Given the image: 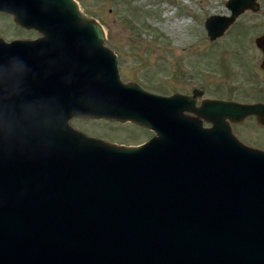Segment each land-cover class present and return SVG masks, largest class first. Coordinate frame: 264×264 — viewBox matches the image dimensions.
Segmentation results:
<instances>
[{
	"label": "water",
	"instance_id": "95a60500",
	"mask_svg": "<svg viewBox=\"0 0 264 264\" xmlns=\"http://www.w3.org/2000/svg\"><path fill=\"white\" fill-rule=\"evenodd\" d=\"M227 8L206 22L213 41L260 5ZM0 12L41 34L0 38V264H264V151L231 126L264 125V104L198 107V91L124 83L102 26L75 0H0ZM257 43L264 54V35ZM74 118L155 136L110 144Z\"/></svg>",
	"mask_w": 264,
	"mask_h": 264
},
{
	"label": "rangeland",
	"instance_id": "374dc122",
	"mask_svg": "<svg viewBox=\"0 0 264 264\" xmlns=\"http://www.w3.org/2000/svg\"><path fill=\"white\" fill-rule=\"evenodd\" d=\"M77 1L86 17L95 18L106 29V45L118 54L126 83L137 82L163 96L191 95L199 89L205 92L203 99L264 101V87L259 90L244 84L241 69L243 55L257 60L255 38L264 35V0H257L260 9L256 14L241 15L214 41L208 37L206 22L215 15L230 16L226 6L229 0ZM242 31L243 40L238 36ZM0 37L11 41L40 35L0 15ZM246 120L233 126V133L240 141L257 143L264 151V126ZM72 125L89 136L127 146L141 145L154 135L137 124L119 121L81 118L74 119Z\"/></svg>",
	"mask_w": 264,
	"mask_h": 264
},
{
	"label": "flooded vegetation",
	"instance_id": "af4514ba",
	"mask_svg": "<svg viewBox=\"0 0 264 264\" xmlns=\"http://www.w3.org/2000/svg\"><path fill=\"white\" fill-rule=\"evenodd\" d=\"M246 13L256 14V12H253L252 10H249V11L245 12L244 14H246ZM0 15H2V14H0ZM244 29L246 30V28H244ZM243 31L241 32L242 34L241 33L238 34V36L242 40H243V37L242 36L244 34ZM248 31H251V30H248ZM262 36L259 35L258 37L255 38V47L257 49V53H256L257 60H255V62H253L252 61L253 59L250 57V54H245V55H243L244 56V59H245V61H244L245 63H244V65L241 68L242 69V75L244 74V76H245V77L243 76L245 78V81L242 80L243 83L245 84V82H246V85L247 86H250L252 88L258 87L259 90H260V88L264 87V81H263V78H264V69H262V65H263V61H264V54L260 50V44L258 45V43H257L258 40L260 41V37H262ZM201 91H203V90H201ZM193 92H194V90H193ZM186 95H190V94H186ZM204 95H205V92H204ZM210 99L223 100V101H229V102L230 101H234L233 99H227V98H223V99L222 98H210ZM202 101L203 100L198 101V105H200ZM235 102H239V101H235ZM240 102L241 103H244V104H250V105L260 104V103H263L264 104V101L263 100L258 99V100H255V101H250V100H248V98L247 99H244V100H240ZM248 119H252L253 121H256V123L258 124V127H260V119H259L258 116H251ZM207 125L208 124L206 123V126ZM236 125H238V124H233V126H236ZM238 135H240V134H238ZM243 142L245 144H247L248 146H251V147H254V148H258V149L262 148L260 146H257L256 145L257 143H253L251 141H245L244 140ZM263 149H264V147H263Z\"/></svg>",
	"mask_w": 264,
	"mask_h": 264
},
{
	"label": "bare ground",
	"instance_id": "6f19581e",
	"mask_svg": "<svg viewBox=\"0 0 264 264\" xmlns=\"http://www.w3.org/2000/svg\"><path fill=\"white\" fill-rule=\"evenodd\" d=\"M104 29V32L107 34V31H106V29L105 28H103Z\"/></svg>",
	"mask_w": 264,
	"mask_h": 264
}]
</instances>
